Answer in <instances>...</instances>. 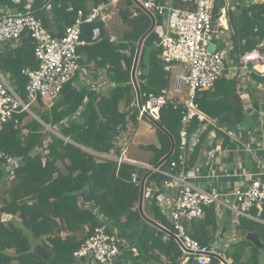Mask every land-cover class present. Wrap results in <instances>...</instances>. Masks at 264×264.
<instances>
[{
  "label": "trees",
  "instance_id": "1",
  "mask_svg": "<svg viewBox=\"0 0 264 264\" xmlns=\"http://www.w3.org/2000/svg\"><path fill=\"white\" fill-rule=\"evenodd\" d=\"M42 1L44 4L48 2L35 0L31 5ZM63 1L52 0L51 3L55 6ZM25 2L20 0L14 4L11 0H0V7L23 12ZM99 4L101 0L93 2L94 7ZM224 7L225 1L218 0L214 5L213 20ZM226 16L231 38L240 49V58L264 40V0H232V6L226 9ZM120 17L128 29L114 41L102 30L98 40L91 41L93 28L100 26L98 22L82 27L80 40L86 41V44L78 47V52L85 56L80 64L93 63L103 69L109 83L105 90L88 96V87L75 84L78 79L75 75L50 106L39 101L37 108H32L37 119L22 112L0 126V264H47L31 250L37 241L45 244L44 237L53 245L52 248L45 246L53 254V259L61 264H70L75 259L74 252L96 228L104 224L108 227V233L115 235L114 230H130L137 223L138 212L135 209L139 186L131 181L130 176L138 169L125 162L119 164L113 158H119L128 147H132V139L138 129L131 67L137 43L149 29L151 20L145 13L139 12L133 17L126 10L120 13ZM158 17H155L157 26L161 25ZM85 32L89 33L88 38H85ZM156 38L155 32L149 34L140 50L138 64L145 66L142 70L144 77L137 81L142 103L148 95L157 96L170 88V74L164 70L160 58L162 48L154 45ZM14 43L17 44L0 43V72L9 75L16 93L24 99L27 78L22 71L38 67L34 57L35 42L28 35H23ZM230 54L238 58L236 51ZM259 80L264 82V77ZM206 92H197L195 96V102L204 112L205 104L198 96H208ZM232 99L240 103L238 97ZM180 119L181 106L174 109L167 104L160 111L158 123L174 141V151L162 168L170 167L171 162L177 160ZM223 122H219L220 126ZM198 125L199 122L193 120L187 134L194 133ZM46 127L58 135L51 134ZM209 132L210 128L202 132L196 144L190 148L184 170L192 167L198 159ZM156 135L159 147L143 148L153 154L149 161L152 166L170 150L169 137L158 128ZM174 169L180 171L178 165ZM166 179L159 173L150 175V180L158 185H162ZM87 195L91 197L88 204ZM155 200L156 196L150 206L152 216L172 230ZM249 214L264 222V203L259 215L256 207ZM4 216L10 218L4 220ZM76 221L88 225V232L82 241L73 247L69 243L57 246L51 236L58 235L60 224L74 231L71 226ZM214 221L212 211L210 216L206 214L204 220L192 221L186 228L187 234L200 246L209 247L211 237L208 227H214ZM241 226L260 240L263 249L242 239L234 244V250L226 253V256L232 260V264H263L260 258L264 254V223L241 219ZM168 239L167 243L153 240L150 251L156 247L167 257L161 260L158 256H152L155 264H179L181 252L174 240ZM246 249L249 255L245 257ZM211 264L220 262L214 258Z\"/></svg>",
  "mask_w": 264,
  "mask_h": 264
},
{
  "label": "crops",
  "instance_id": "2",
  "mask_svg": "<svg viewBox=\"0 0 264 264\" xmlns=\"http://www.w3.org/2000/svg\"><path fill=\"white\" fill-rule=\"evenodd\" d=\"M34 1L26 0L25 6L33 4ZM81 1L64 0L63 3L53 6L52 0H48L45 4L42 1L35 4V6L31 5V9L33 15L41 22L43 28L52 37L57 38L62 36L65 28L73 23L78 11L87 16L92 8H94L90 0H83L87 1V6H84ZM156 1L166 7V9L185 7L180 0ZM225 1V7L220 10L215 20H213V38L211 44L215 45V51L224 52L226 70L214 86L206 90L208 96H198L201 98L200 101L205 104L206 112L199 107L202 121L199 122L198 128L194 133L191 135L187 134L188 141L189 143H192L194 140L196 141L199 135L209 128L210 132L203 143V148L198 159L193 163L192 167L184 171L190 174L187 178L188 183L213 198V201L205 207V212H203L201 218L204 220L206 214L210 216L212 211L214 212V227H208L211 237L208 246L226 262H232L226 256V253H231L234 250V244L245 239L246 234L251 233L241 226V219L264 223L257 217L251 216L249 212L240 214L235 199V194L245 190L253 180L264 179V82L259 80L264 77V66L257 64L243 65L240 61V49H237L235 42L231 38L232 33L226 16V9L232 6V1L231 3H229V0ZM130 2L132 4L127 5ZM99 5L103 7V14L106 17L107 23L102 24L98 22L100 25L98 28L100 33L102 30L106 36L110 37L111 41L118 39L128 29L121 21L120 13L126 10L133 17L137 16L139 12L144 13L134 6L131 0H101V4ZM7 11L16 12L17 10L15 8L0 7V12L4 13ZM158 18L161 20V25L157 26L155 24L154 32L157 36H160L161 33H167L168 30L166 16L162 15ZM218 18L220 21L217 20ZM214 35L217 39H214ZM86 37H89L88 32H85ZM17 43L12 42L10 45ZM85 44L86 41L83 40L80 46L82 47ZM3 45H6V43ZM232 51H236L238 58L230 54ZM79 55L81 56V60L85 59L82 53H79ZM236 59H238L237 62H235ZM140 66L138 64V67ZM167 73L170 74L171 88L174 86V78L178 74V70L174 69ZM7 75L4 76L6 77ZM76 75L78 79L75 80V84L88 87V96L99 93L109 86L106 73L93 63H90V65L80 64V70ZM143 77L142 70H137L135 73L136 82ZM234 96L239 98L238 101L240 103H236L235 99L233 101L232 98ZM240 106L241 111L239 110ZM236 113H239L241 117ZM138 120V129L132 139V147H128L123 152L124 154H121L123 158L122 162L143 167L144 173H147L148 169L144 168L150 169L155 165L149 164L153 154L143 148L148 146L159 147L156 135L157 127L154 124L152 125L146 117ZM221 121H224L222 126L219 123ZM227 126L232 128V133H230ZM189 147L192 148L193 146L189 145ZM103 157L110 158L109 156ZM113 159L116 160L117 158ZM153 173H159L164 177H181V170L177 172L171 167L162 168V165ZM150 175L146 178L144 187H152L153 193L150 200L143 199L142 214L144 218L139 217L136 220L137 223L130 230H114V233L117 232L120 235L119 252L108 264H155L151 260L152 256H158L161 260L167 259L166 255L162 254L156 247L150 251V246L153 240L167 243L169 239L164 240L163 231L154 227L146 220L158 224L162 229L173 234L172 230H169L170 228L160 224L152 216L150 206L152 199L156 196V205L170 225L167 214L176 200V188L165 187L163 184L158 185L150 180ZM255 207L259 215L262 203ZM135 210L138 212V203ZM73 229L74 231H70L66 226L64 228L61 227L60 224L58 235L54 234L51 237L57 246L69 243L73 247V245L81 242L83 236L87 234L88 225L85 222L76 221L71 226V230ZM46 238H43L45 244L41 243V241H37L34 244H41L48 254H50L47 264H61L53 259V254L45 247H53ZM169 238L173 239L177 244L181 252L179 258H182L184 256L182 248L170 235ZM64 251L68 252V250ZM245 252L246 257L249 255V250L246 249ZM70 264L96 263L90 258H84L79 260L74 259Z\"/></svg>",
  "mask_w": 264,
  "mask_h": 264
},
{
  "label": "built area",
  "instance_id": "3",
  "mask_svg": "<svg viewBox=\"0 0 264 264\" xmlns=\"http://www.w3.org/2000/svg\"><path fill=\"white\" fill-rule=\"evenodd\" d=\"M11 1L14 4L20 2ZM90 1L93 3L95 0ZM131 1L139 10L148 12L154 18L166 16L168 32L160 35V58L166 72L178 70L174 86L160 95H148L144 103L141 102V109H138V119L146 117L153 125L154 122L158 123L160 111L167 104H171L174 109L181 106L179 154L177 160L170 164L171 168L178 165L181 177L166 176L167 179L163 182L165 187L176 188L177 197L167 218L184 253L178 263L211 264L213 254L216 253L210 247L200 246L187 234L186 228L192 221L202 218L204 207L209 205L213 198L187 182L190 174L184 171V166L190 151L189 145L192 147L197 141L189 143V126L193 120L202 121V115L195 102L196 93L211 89L226 70L224 52L214 50L211 53L208 50L213 38V9L218 0H180L184 8L170 9H166L156 0ZM217 20L220 21L219 18ZM96 22L107 23L101 5L92 8L87 16L78 11L73 23L65 28L62 36L54 38L35 18L30 4L24 6L23 12H0V43L19 41L23 35H28L35 42L34 57L38 62L36 69L22 71L27 78L25 99L16 93L9 79L0 74V126L11 120L14 115L22 112L32 114V107H36L39 101L46 106L53 103L63 87L80 70L81 56L78 47L81 45L83 25ZM99 36V28L94 27L91 41H97ZM240 59L243 65L264 66V42L245 52ZM122 160V156L117 158L119 164ZM130 178L133 183L139 185L136 172H133ZM152 193V187H144L143 199L150 200ZM235 199L240 214L248 213L253 207L263 203L264 179L253 180L245 190L235 194ZM168 238L169 235L164 233L163 239ZM118 252V239L115 235H110L108 227L103 224L82 242L73 256L77 260L90 258L96 264H108ZM227 263L232 264L231 261Z\"/></svg>",
  "mask_w": 264,
  "mask_h": 264
},
{
  "label": "water",
  "instance_id": "4",
  "mask_svg": "<svg viewBox=\"0 0 264 264\" xmlns=\"http://www.w3.org/2000/svg\"><path fill=\"white\" fill-rule=\"evenodd\" d=\"M151 20V25L149 27V29L143 34V36L139 39L138 43H137V47H136V51H135V56H134V60H133V64H132V68H131V83L134 87V90H135V94H136V105H137V108L138 109H141V96H140V91H139V88H138V85H137V82H136V79H135V73L137 70H143L144 69V65H141L140 67H138V60H139V55H140V50H141V46H142V43L144 41V39L149 35L151 34L152 32L155 31V19L153 16H151L148 12L146 11H143ZM6 44H11L12 42L9 41V42H5ZM160 43H161V37L160 36H157V38L155 39V42L154 44L156 46H160ZM208 50L209 52H214L215 50V45L214 44H210L209 47H208ZM1 75H3L1 72H0ZM9 75L6 76V78H8ZM12 86L14 87V85L12 84ZM154 125L162 130L170 139V150L168 152V154L159 162L157 163L154 167H152L151 169L148 170L147 173H144V170L143 169H138L136 171V174H137V181L139 182V197H138V216L136 217V220L139 218V217H143V214H142V202H143V188H144V182L146 180V178L152 174L154 171H157V169L165 162L167 161L173 151H174V141L172 139V137L170 136V134H168L160 125L159 123L157 122H154ZM228 127V130L230 131V133L233 132L232 128L230 126H227ZM87 198V202L88 203H91V197L90 196H86ZM9 216H4V220H7ZM144 218V217H143ZM146 220V219H145ZM148 223H150L151 225H153L154 227L156 228H159L163 231V233L165 234H168L170 235L172 238H174L179 246L182 248L180 242L176 239V237L171 234L170 232L162 229L158 224H155L151 221H148L146 220ZM116 235V238L118 239L119 241V244H120V235L116 232L115 233ZM245 240L250 242L254 247L258 248V249H263V245L262 243L260 242V240L253 234L251 233H248L245 235ZM31 250L34 254H36L37 256H39L43 261L47 262L49 259H50V254H48V252L44 249V247L41 245V244H33L32 247H31ZM229 251V249H228ZM213 257L215 259H217L218 261H220L222 264H228L222 257H220L219 255L217 254H213Z\"/></svg>",
  "mask_w": 264,
  "mask_h": 264
},
{
  "label": "rangeland",
  "instance_id": "5",
  "mask_svg": "<svg viewBox=\"0 0 264 264\" xmlns=\"http://www.w3.org/2000/svg\"><path fill=\"white\" fill-rule=\"evenodd\" d=\"M231 1L232 0H229V3H231ZM83 5L84 6H87V1H83ZM215 36V35H214ZM214 39H217V37L215 36V38ZM214 41H216V40H214ZM2 45H0V47H1ZM23 98L25 99V91H24V96H23ZM32 108H37V107H32ZM37 110H39V109H37ZM40 111V110H39ZM31 117H33V118H35V119H37V117L35 116V114H34V112L32 113V114H29ZM46 129L51 133V134H55V135H58L56 132H54L52 129H50L49 127H46ZM169 225V224H168ZM167 228H169V226H167ZM261 259V261L264 263V255H263V257H261L260 258Z\"/></svg>",
  "mask_w": 264,
  "mask_h": 264
}]
</instances>
